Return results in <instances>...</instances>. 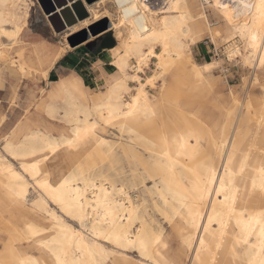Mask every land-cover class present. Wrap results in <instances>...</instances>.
Instances as JSON below:
<instances>
[{"label": "bare ground", "instance_id": "1", "mask_svg": "<svg viewBox=\"0 0 264 264\" xmlns=\"http://www.w3.org/2000/svg\"><path fill=\"white\" fill-rule=\"evenodd\" d=\"M107 1L108 0H100L94 5L99 8V6L104 5ZM153 1L158 2L160 0H113V3L119 11L117 22H112L113 19H110L105 13L100 14L99 10L96 9L94 5L89 6L85 4L90 18L83 20L85 21L84 23L78 21L77 25L67 27L64 33L65 38L83 29L87 30L91 25L101 21L103 18L110 19L112 28L105 33L111 31L118 42V46L112 50L116 57L115 61L112 62V66L116 69V73H112L113 75L108 78L105 89L94 95L86 91L83 81L77 77L72 79L64 76L60 81L52 84L54 85V89L49 93L50 102H48L46 106L44 105V108L51 119H57L58 116V119L65 124L64 131L59 136L52 134L51 130L54 123L51 122V124L49 123L46 125L44 129H31L29 132L23 134L21 138L9 137L7 141L4 139V145L7 143L14 153L23 158L14 159L9 152L5 151L3 145L0 150V181L3 183L9 182L6 179V169L8 166H11L25 181H28L33 186L26 189L28 192L26 199L29 201L26 208L14 209L7 215L4 214V211L0 210V247L4 250V252L0 253V261H7L9 264H15L18 258L32 256L34 259L39 258L43 260L44 264H55L54 258L45 249H40L38 247L39 243L44 240H50L55 235H63L61 229L65 225L69 228H75L77 231H82L80 229L79 220H71L69 217H66L64 213L59 210V205L52 203L47 198V194L43 189L34 186L35 182L31 180L30 173L25 172L21 165L36 163L40 159V156H26L25 153L33 146L37 148L43 146L45 139L51 140L54 143L71 139L72 131L77 126L75 123L77 117L73 115L75 112L82 109H92V115L95 117L96 113L94 109L101 104H107L109 102V96H111V103L113 105L117 103L121 105L130 103L134 94H138L135 90L139 88L141 83L145 85L144 92L147 94L146 99L149 107L159 106L157 111L161 114L164 108V102L166 101L164 95L156 97L151 96L148 92V88H154L152 85L148 84V80L152 75L157 74V69L155 68L150 76L147 75L145 78L143 76L146 74V70L151 69L153 60H155V67L156 64L161 63V61L157 59V56L161 51L165 50L163 48L164 39L162 34L167 33L169 35L168 51L171 53V55L165 58L164 62L169 64L175 62L177 65L176 68L178 69V74L175 76L177 77L180 74L181 78L187 81L183 86H169L168 88L165 86L163 91H161L162 94H164V92L167 94L173 92L180 94L182 92H187L190 96H194L202 90V81H200L192 71L191 64H189L187 60L182 62L177 59L178 46L174 40L175 36L178 35L180 31V24L183 23V21L179 19L182 12L169 10L173 7L175 0H161L163 4L159 7L157 6V9L152 7L151 3ZM201 1L205 3L210 2L209 0ZM213 2L218 18L225 24L224 30L232 36V39H239L244 43L243 49L241 48L242 50L240 48H233L231 50L233 58L240 59L245 67L253 71L264 69V66H261L259 63V61L264 58V41H261L258 37L256 41L258 47H252L251 35L243 30V25L246 20L243 5L245 3H257L258 0H219L220 3L229 5L228 12L233 18L232 25H228L225 20L223 15L224 10L215 7L218 0H214ZM179 3L181 8H183L184 3H187L189 5L188 10L194 15H205L203 12H198V6L196 5L197 0H179ZM13 4L15 7H13ZM132 5L136 6V10L131 15L126 16L124 10L126 8H131ZM155 5H157V3ZM30 6L29 0H9L7 7H0V19L8 21L7 23H0V53H4L6 57L0 58V62L6 65L11 75L23 74L24 67L19 64L18 61H15V67L12 66V60L9 59V55L5 52V46L1 44V39H9L7 36L3 35L4 31L15 32L16 28H19V33L9 39L14 42L13 45L18 42L19 37L28 26ZM145 6H147V10H145ZM141 17L143 19H140ZM198 22L199 21H197L195 25H192L191 21H189L188 26L193 28L192 35L198 34ZM165 23L168 25L167 28L165 27ZM141 25L147 31L141 30ZM236 28H240L241 31L237 32L235 30ZM69 30H71V35H69ZM185 31H187V27ZM153 33H155V35H153ZM104 34L96 36V39L102 37ZM133 35H135V39H133ZM229 35L225 39H228ZM93 40L95 39H91V41ZM181 42L190 44V39L182 40ZM199 42L198 40V43ZM67 48L72 49L69 44ZM157 49H159V51H157ZM149 51H152L154 54L148 58L142 71H136L137 68L142 67L141 59L142 57H147ZM64 53H66V50L59 51L50 58L49 63H46L47 69L42 71L43 79L46 81L48 80L51 69L54 67L55 63L61 59ZM132 61L134 63L133 66L131 64ZM118 64L124 66L123 72H121V68L118 67ZM209 64L212 63L204 65L195 63L196 67L201 69ZM21 69H23V71H21ZM212 70L213 69L202 72L204 79ZM125 75L139 78L138 80L129 79L126 81L127 87L133 89L132 92L122 91L123 86L119 81L123 80ZM161 80L165 82V77L155 81V86L156 83ZM257 81L258 78L255 77L254 84L257 83ZM131 84L134 86H131ZM117 97H120V99L117 100ZM144 100L145 97L142 96L141 104L144 103ZM238 105V100L233 98L231 108L227 109L232 113L231 118H228L226 111L221 125L217 124L215 126H210L207 124L213 130L211 135L208 134L206 128L201 127L202 124L206 123L197 117L194 118V121L187 122L184 127L178 125L170 132L167 130V144L161 140L159 135L147 128L131 127L125 129L122 136L118 129H114L116 133L112 135H109V131L107 134H102V138L106 139L114 146L112 149L113 155L109 158V166L105 165L106 182L97 179L96 194L93 195L92 187L88 186V192L84 193L85 199L81 201L87 202L85 212L88 218L84 220V224L89 229L88 232L82 234L85 235L87 242H94L104 250L102 257L99 255L95 257L99 264H155L157 261H159V264H164L165 261H167L168 264H184L185 259H189L187 249L178 229L174 230L171 228L173 234L171 237L172 241H175L177 244L173 256L166 251L168 247L165 249L151 242L152 234H159L160 229H164L157 219V216L161 217V219L166 222L164 217L156 212L155 209L157 205L153 203V201L155 200L162 206V201L159 199L161 192H163L169 200L173 198L172 193L168 191V185L165 183L166 173L159 167V164L167 163L166 158L163 156L164 152H170L174 159L182 163L185 162L183 155L177 156L176 153L177 151L183 152L181 146L185 141L181 140L180 137L184 135L185 140H187L186 133L188 131H196L201 135L200 150L202 156L206 158L205 166L215 167L217 169V176L224 177L226 185L228 180L232 179L240 187L243 188L244 184L247 183L250 188L253 179L259 180V169L264 167V126L261 125V116L264 115V92L260 98L255 97V95L251 97L248 96L244 104L241 106ZM105 115H107L106 109ZM78 118L82 120L83 116L81 115ZM117 123L120 122L117 121ZM234 124L236 127L250 129L252 133L248 140L244 141V148L238 149L235 153L232 152L230 144V141L235 139V137L231 135ZM26 125L27 123L23 125L22 128ZM80 126L83 127V125ZM187 143L195 145L196 140L193 138L187 140ZM93 147H95V145H93ZM249 147H251L250 152H248ZM64 149L69 153L74 164L79 161L80 154L68 147H60L55 157ZM100 150L108 151L109 149L108 146L105 145L102 146ZM242 152L247 153L248 158L246 161L244 160V155L241 154ZM229 154L233 155L231 164H229L227 159ZM242 163H244V171L240 173ZM222 165L227 166L229 172L234 173V175L231 177L225 176ZM75 166L69 167L63 170V172H59L51 169L50 162L40 163V171L42 173H49L46 177L42 176L41 179L47 180V182L53 186H58L63 178L72 173ZM185 175L188 176L190 174L186 173ZM201 175L206 176V173L202 171ZM193 179L195 178L193 177ZM12 183L19 184L21 182L12 181ZM149 183L152 184L151 187L148 186ZM101 187L107 191L108 199L113 202V211L111 214L106 215L102 206L104 194L99 191ZM210 187L219 188V183L217 182L216 184L210 185ZM69 188H80L83 192L85 185L83 183H73L69 185ZM121 188L124 190L123 194L119 191ZM4 191L5 189L2 187V184H0V199H2ZM172 192L177 193L175 197L177 201L175 208L186 212L187 210L182 209L179 203L183 190L173 186ZM75 195V192H72V196L74 197ZM97 198L100 199V205L95 203ZM129 199L132 201L131 204L127 203ZM223 199V194L219 197L214 194L211 197L206 196L203 204H201L198 209L201 214L205 216V219L198 222L202 225H207L209 228L218 229L219 224L213 223L212 225H208L206 217L208 215H213V218H216L209 204V201H212L215 203L216 211L224 213V219H228L227 212L230 204L220 203ZM1 207L3 206L1 205ZM33 208H35V211L32 210ZM93 208H97V212H93ZM137 208L138 211H132V209ZM236 210L237 212H245V216L242 219H251L259 212L264 211V197H261L257 192L251 198L239 203L236 206ZM168 211L170 213L172 212L171 204L169 205ZM153 220L156 221L155 224ZM5 221H8V223H5ZM176 223H180L178 218ZM28 224H32L34 227L41 229L42 234L29 238L27 232ZM142 224L143 231H140ZM9 225H11V227H9ZM93 225H95L97 229L96 236H93L90 231ZM235 225L236 218L233 217L228 229L230 234L240 232V229ZM256 227L258 231V225H256ZM7 231L18 233V235L15 236L16 242L12 244L8 250H5L4 242L7 239L5 235ZM110 233L126 235L128 240L134 243H126L124 247L117 248L114 244H108L106 240L99 238ZM193 234L195 235V233ZM67 235L70 238L72 237L71 232L67 233ZM138 237L148 243L147 253L145 255L150 258H145V256L141 255ZM76 239L78 240V238ZM168 240L164 229L162 243H167L168 245ZM229 240H231V235L229 236ZM252 240L255 242L256 237L254 236ZM13 248L16 250L15 253L12 251ZM245 248L246 245H238L235 249V253H233L231 251V244L229 243L219 254V264H245L247 260V257L243 255ZM157 249L160 251L159 256L156 255ZM34 253L39 256H35ZM133 253L138 254L137 259L132 256ZM84 258L87 259V257ZM69 259H72V257H69Z\"/></svg>", "mask_w": 264, "mask_h": 264}, {"label": "snow or ice", "instance_id": "2", "mask_svg": "<svg viewBox=\"0 0 264 264\" xmlns=\"http://www.w3.org/2000/svg\"><path fill=\"white\" fill-rule=\"evenodd\" d=\"M8 2L9 0H0V7H7ZM68 3L70 4L71 0H68ZM13 7H15L14 4ZM215 7L224 10L223 15L225 20L228 25H232L233 18L228 12L229 5L220 3L218 0ZM243 8L246 17L243 30L251 35L252 47H258L256 44L258 37L261 41H264V0H258L257 3H245ZM188 9L189 5L187 3H184L183 8H181L179 0H175L173 7L169 9L182 12L179 19L183 21V23L180 24V31L178 35L175 36L174 40L178 46L177 59L182 62L187 60L192 66V71L200 81L204 80L202 72L211 69H218L220 76L216 79L220 82L226 83L228 74L231 71L230 67L227 65L228 62L233 59L232 55H229L226 60L214 61L203 69L197 68L193 62L191 49L193 45L198 43V40L209 44V46L211 44H216L217 54H219L220 42L216 38L220 37L221 33L219 31H214L213 25L209 23L207 32L212 34L210 40L205 38V32L203 31H198L197 35H192L193 28L188 26L189 21H191L192 25H195L197 21H207L208 17L205 15H194ZM135 10L136 6L132 5L131 8H126L124 10L125 15L129 16ZM145 10H147V6H145ZM140 19L143 18L141 17ZM7 22L8 21L0 19V23ZM84 22L85 21L82 20V23ZM69 23L71 24V21H69ZM216 23L219 24V21ZM165 27H168L167 23H165ZM186 27L187 31H185ZM141 30L147 31L142 25ZM235 30L237 32L241 31L240 28H236ZM19 31L20 29L16 28L15 32L4 31L3 35L11 39L14 35L18 34ZM100 34L102 35L103 33ZM69 35H71V30H69ZM153 35H155V33H153ZM162 35L164 39L163 48L165 50L161 51L157 56V59L160 60L161 63L156 64L157 74L152 75L148 80V84L153 87H155V81L162 77H166L170 70L177 67L175 62H172L171 64L164 62L165 58L171 55V53L168 51L169 35L167 33ZM88 38L96 39V34L90 33L89 36L86 37V42ZM133 39H135V35H133ZM186 39H190V44L181 42ZM228 39H232V36L229 35ZM209 50L211 51V47H209ZM153 54L152 51H149L147 57H142V67L137 68L136 71H142L148 58ZM0 58H6L5 54L0 53ZM259 63L261 66H264V58H262ZM12 66L15 67V61L12 62ZM118 67H120L121 72H123L124 66L118 64ZM21 71H23V69H21ZM149 71L151 70L149 69ZM129 79L138 80L139 78L136 76L128 77L125 75L123 80L119 81L123 86L122 91L124 92L133 91V89L127 87L126 81ZM3 87L4 83H0V88ZM208 87L212 88V85L209 84ZM262 87H264V85H262ZM144 88L145 85L141 83L139 88L135 90L138 94H134L130 103L123 105L119 103L113 105L111 103V96H109V102L107 104H101L94 109L96 113L95 117L92 115V109L78 110L73 114L74 117H77L75 119L77 126L72 131L71 139L59 143H54L51 140L45 139L43 146L39 148L33 146L25 153L26 156H40V159L36 163L21 165L25 172L30 173L31 180L35 182L34 186L43 189L47 194V198L52 203L59 205V210L63 212L66 217H69L71 220L80 221V229L82 231H77V229L69 228L65 225L61 229L63 235H55L50 240H44L39 243L38 247L40 249H45L54 258L55 264H99L95 257L97 255L102 257L104 254V250L100 248L99 245L94 242H87L85 235L82 234L88 232L89 229L84 224V220L88 218L87 213L85 212L87 202H81L85 199L84 193L88 192V186L92 187L93 195H95L97 179L105 181V165L110 163L109 158L113 155L112 149L114 146L106 139H103L102 134H107L110 128L118 129L121 136L125 129L131 127L147 128L159 135L165 144L168 143L166 125L163 122L160 112L157 111L159 106L149 107L146 99L147 94L144 92ZM13 91H15V89H13ZM161 91H163V89H161ZM142 96L145 97L143 104H141ZM119 99L120 97H117V100ZM167 102L177 108L181 107L179 97L170 98ZM105 109L107 110V115H105ZM223 110L227 111L228 118H231V111L227 109ZM81 115L83 116L82 120L78 118ZM117 121L120 123H117ZM80 125H83V127ZM261 125L264 126V115L261 116ZM18 126L19 125H17V127ZM201 127L206 128L208 134L211 135L213 131L211 127L207 124H202ZM14 132L15 129H12V133ZM9 135L4 136L5 141L9 140ZM231 135L235 137V139L230 141L232 152L235 153L238 149L244 148V141L248 140L252 133L250 129L236 127L234 124ZM186 136L187 140L194 138L196 144H188L187 140H185V136L181 135L180 139L185 141L181 146L183 152L177 151L176 155H183L185 162L182 163L179 160L174 159L170 152L163 153L167 163H161L159 164V167L166 173L165 183L168 185V191L172 193L173 198L172 200H169V198L161 192L159 199L162 201V206L155 200L153 201V203H156L157 205L155 209L156 212L164 217L170 228L179 230L189 256L188 264H219V254L229 243L231 244V251L233 253H235V249L238 245H246L243 253V255L247 257L245 264H264V211L259 212L251 219L244 220L242 218L245 216V212H237L236 210V206L239 203L251 198L257 192L261 197H264V167L259 169V180L257 181V179H253L250 188L247 183H245L242 188L232 179H229L226 185L225 178L217 176V169L215 167L205 166L206 158L202 156L200 150L201 135L196 131H188ZM93 145H95V147H93ZM105 145L108 146L109 150H100L102 146ZM4 147L5 151L9 152L14 159L23 158L14 153L7 143ZM60 147L73 149L80 154V159L76 163L72 173L63 178L58 186H53L47 182V180L41 179L42 176L46 177L49 173H42L39 164L50 162L55 166V154ZM250 151L251 147L248 148V152ZM241 154L244 155V160L246 161L248 158L247 153L242 152ZM227 159L229 164H231L233 155L229 154ZM222 167L225 176L231 177L234 175V173L229 172L227 166L222 165ZM6 171V179L9 182L3 183L0 181V184H2V187L5 189L2 194V199H0V205L3 206L5 215L9 214L14 209L18 210L28 206L29 201L26 199L28 192L26 189L33 186L28 181H25L24 178L18 172L13 170L11 166H8ZM202 171L206 173V176L201 175ZM243 171L244 163L241 164L240 173H243ZM186 173L190 175L186 176ZM193 177L195 179H193ZM12 181H18L21 183L13 184ZM217 182L219 183V188L210 187V185L216 184ZM73 183H83L85 185L83 192L80 188H69V185ZM173 186L177 189L183 190L179 203L181 204L182 209L187 210L186 212L175 208L177 202L175 197L177 193L172 192ZM99 191L104 194L102 206L106 215L111 214L113 211V202L108 199V193L103 187H101ZM119 191L123 194L124 190L121 188ZM72 192H75L76 194L74 197L72 196ZM213 194L217 197L223 194L224 199L220 203L230 204L227 212L228 219L226 220L224 219V213L217 212L215 203L209 201V204L212 207V212L215 214L216 218L214 219L213 215H208L206 217L207 224L212 225L213 223H217L219 224L218 229L209 228L207 225H202L198 222L205 219V216L202 215L198 209L201 204H203L205 197H211ZM95 203L100 205V199L97 198ZM127 203L131 204V199H129ZM170 204L172 205L171 213L168 211ZM32 210L35 211V208ZM132 211H138V208L132 209ZM93 212H97V208H93ZM233 217L236 218L235 226L240 229V232L230 234L228 229ZM177 218L180 221L179 224L176 223ZM5 223H8V221H5ZM153 223L155 224L156 221L153 220ZM256 225H258V231ZM9 227H11V225H9ZM90 231L93 236L97 235L95 225L92 226ZM140 231H143V224L141 225ZM27 232L29 238L42 234V230L34 227L32 224L27 225ZM69 232L72 233L71 238L67 235ZM193 233H195V235ZM163 234V228L160 229L159 234L153 233L151 242L166 249L168 245L167 243H162ZM5 235L7 236V239L4 242V248L5 250H8L12 244L16 242L15 236L18 235V233L7 231ZM230 235L231 240H229ZM254 236L256 237L255 242L252 240ZM76 238H78V240ZM99 238L106 240L108 244H114L117 248L124 247L126 243H134L129 241L126 235H121L119 233H110ZM138 242L141 247V255L145 256V258H150L145 255L147 253L148 243L145 240L139 239V237ZM12 251L15 253L16 250L13 248ZM156 255H160L159 249L156 250ZM69 257H72V259H69ZM84 257H87V259ZM0 264H9V262L0 261ZM15 264H44V261L39 258L34 259L32 256H24L23 258H18L15 261ZM155 264H159V261L155 262ZM164 264H168V262L165 261Z\"/></svg>", "mask_w": 264, "mask_h": 264}, {"label": "rangeland", "instance_id": "3", "mask_svg": "<svg viewBox=\"0 0 264 264\" xmlns=\"http://www.w3.org/2000/svg\"><path fill=\"white\" fill-rule=\"evenodd\" d=\"M209 1V3H205L201 0H197L196 5L198 6V12H203L208 17L207 21L198 22V31L205 32V38L210 40L211 34L207 32V27L208 24L211 23L213 25V30L221 33V36L216 38L220 42V52L217 54L216 44H211L209 46V44L200 41L202 45L201 47H212L210 53L199 56L197 55L198 44L192 46L193 62L199 65L226 60V58L231 55V50L233 48L241 49L244 46V43L239 39H225L229 35L224 30L225 24L217 16L216 9L213 6L214 0ZM29 3L31 6L28 26L19 37L18 42L13 45L14 42L9 39H1V44L5 46V52L9 55V59L12 60V62L18 61V63L24 67V72L23 74L11 75L6 65L0 62V83H4V87L0 88V150L4 145L3 142L5 135L10 134V138H21L23 134L29 132L31 129H44L46 125L49 123L51 124L52 122L54 123V126L52 127L51 132L53 135L59 136L64 131L63 129L65 127V124L58 119V116L57 119H51L44 108V105L46 106V104L50 102L49 93L53 90V85H51L50 82L48 84V82L43 81L42 71L47 69V64L49 63L50 58L56 55L57 52L62 50L74 51L79 49V46L76 48L71 47L72 49L67 48L69 44L68 39L78 32L68 38H65V32L62 34H56L38 3L34 0H29ZM156 3L157 5H155ZM162 4L161 0L158 2L153 1L151 3L154 9H157ZM96 9L99 10L100 14L105 13L110 19H113L112 22L118 21L119 11L113 3V0H108L107 3L99 6V8L96 7ZM110 19H108V21L111 23ZM217 21H219V24L216 23ZM49 28L53 31L54 36H51V38L42 37V35H47L46 31ZM157 51H159V49H157ZM154 62L155 60H153V64L151 65V71L146 70V74L143 76L144 78L147 75L150 76L153 73V70H155L156 67ZM131 64L132 66L134 65L133 61ZM227 66L230 67L231 71L228 74L226 83L220 82L216 79L220 76V72L218 69H213L212 72L207 74L202 81V90L194 96H190L187 92H182L181 94L177 92L167 94L164 92V94H162L161 89H164L165 86L166 88L169 86H183L187 83L185 79L181 78L180 74L177 77L175 76L178 74L177 68L170 71L165 77V82L162 80L158 81L154 88H148V92L151 96L159 97L164 95L165 97L166 101L164 102L161 116L162 119H164L168 132L178 125L184 127L187 122L194 121L195 117L210 126H215L217 124L221 125L224 114L226 113L223 109L231 108L233 98H236L238 100V106H241L244 104V101L248 99V96L251 97L252 95H255V97L260 98L263 95L264 89L262 85H264V69L253 71L245 67L240 59L234 58L228 62ZM255 77L258 78V81L254 84ZM209 84L212 85V88L208 87ZM131 86L134 85L131 84ZM85 88L89 94H93L88 91L86 86ZM13 89H15V91H13ZM101 90H97V92L100 93ZM176 97H179L180 99V108L170 105L167 102L170 98ZM24 123H27V125L22 128V126L25 125ZM17 125L19 126L17 127ZM12 129H15L14 133H12ZM108 131L109 135L116 133L115 130L111 128ZM75 164L69 156V153L64 149L58 154V156H56V165L53 166L50 163V166L52 170L63 172V170L73 167ZM106 166H109V164ZM148 186L151 187L152 184L149 183ZM0 210L4 211L1 205ZM157 219L164 227L166 236L169 239L166 251L173 256L177 244L175 241H172V229L163 219H161V217L157 216ZM2 252H4V250L0 247V253ZM34 254L35 256H39L36 253ZM132 256L135 259L138 258L137 253H133ZM184 264H188V258L185 259Z\"/></svg>", "mask_w": 264, "mask_h": 264}, {"label": "water", "instance_id": "4", "mask_svg": "<svg viewBox=\"0 0 264 264\" xmlns=\"http://www.w3.org/2000/svg\"><path fill=\"white\" fill-rule=\"evenodd\" d=\"M44 15L56 34H62L67 30V27L77 25L78 21L90 18L86 9V5H94L100 0H36ZM71 21V24L69 23ZM111 29V23L108 19H103L91 25L87 30L78 32L71 36L68 42L72 48H76L91 40L87 39L90 33H95L96 36L101 35ZM117 46L114 39V34L110 31L105 33L102 37L95 39L86 44V49L94 56H99L106 50L113 49Z\"/></svg>", "mask_w": 264, "mask_h": 264}, {"label": "crops", "instance_id": "5", "mask_svg": "<svg viewBox=\"0 0 264 264\" xmlns=\"http://www.w3.org/2000/svg\"><path fill=\"white\" fill-rule=\"evenodd\" d=\"M46 34V36L42 35V37L51 38V36H54L53 31L50 28L46 31ZM116 43L118 46L117 41ZM201 46V42H199L197 48V55L202 56L206 55V53H210L209 47L204 48ZM78 48V50L66 51V53H64L61 59H59L55 63L54 67L51 69L48 76V80L46 81L45 79H43V81L48 82V84L50 82L52 85L53 83L60 81V79L64 76H67L68 78L72 79L77 77L83 81L88 91L90 93H93L94 95L98 93L97 90L104 89L108 82V78L114 73H116V69L112 66V62H114L116 58L112 51L115 48L106 50L102 52L99 56H94L93 54H91L86 49V43L79 46Z\"/></svg>", "mask_w": 264, "mask_h": 264}, {"label": "built area", "instance_id": "6", "mask_svg": "<svg viewBox=\"0 0 264 264\" xmlns=\"http://www.w3.org/2000/svg\"><path fill=\"white\" fill-rule=\"evenodd\" d=\"M36 3H37V1L36 0H34ZM46 17V16H45ZM47 18V17H46Z\"/></svg>", "mask_w": 264, "mask_h": 264}]
</instances>
